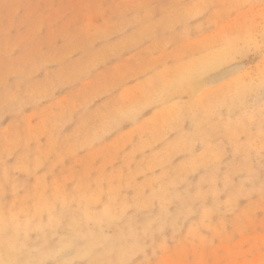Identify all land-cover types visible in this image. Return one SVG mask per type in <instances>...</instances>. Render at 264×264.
I'll use <instances>...</instances> for the list:
<instances>
[{
    "label": "rangeland",
    "instance_id": "1",
    "mask_svg": "<svg viewBox=\"0 0 264 264\" xmlns=\"http://www.w3.org/2000/svg\"><path fill=\"white\" fill-rule=\"evenodd\" d=\"M0 264H264V0H0Z\"/></svg>",
    "mask_w": 264,
    "mask_h": 264
},
{
    "label": "bare ground",
    "instance_id": "2",
    "mask_svg": "<svg viewBox=\"0 0 264 264\" xmlns=\"http://www.w3.org/2000/svg\"><path fill=\"white\" fill-rule=\"evenodd\" d=\"M203 68H196V69H191V70H188L187 72H186V74H185V77H186V81L184 82V79L182 80V84H184V83H188V82H190L193 78H195V76H197V74H199L200 72H202L201 70H202ZM247 81V80H246ZM252 83V82H251ZM181 84V85H182ZM195 85V84H194ZM240 85V84H239ZM179 87V86H178ZM193 87V86H192ZM238 88V87H237ZM191 90V89H190ZM220 93V92H219ZM194 97V96H193ZM238 100H239V98H238ZM241 102V101H240ZM233 108V107H232ZM262 109V108H261ZM173 113V112H172ZM257 113V112H256ZM259 145V144H258Z\"/></svg>",
    "mask_w": 264,
    "mask_h": 264
}]
</instances>
